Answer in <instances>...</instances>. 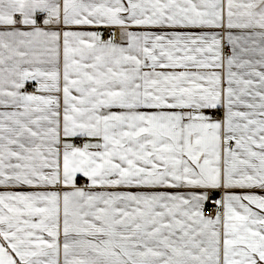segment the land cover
<instances>
[{"label":"snow or ice","instance_id":"snow-or-ice-1","mask_svg":"<svg viewBox=\"0 0 264 264\" xmlns=\"http://www.w3.org/2000/svg\"><path fill=\"white\" fill-rule=\"evenodd\" d=\"M0 264H264V0H0Z\"/></svg>","mask_w":264,"mask_h":264},{"label":"crops","instance_id":"crops-1","mask_svg":"<svg viewBox=\"0 0 264 264\" xmlns=\"http://www.w3.org/2000/svg\"><path fill=\"white\" fill-rule=\"evenodd\" d=\"M234 31L237 32V33H239V32H241L242 30H234ZM29 90H31V88H30Z\"/></svg>","mask_w":264,"mask_h":264},{"label":"built area","instance_id":"built-area-1","mask_svg":"<svg viewBox=\"0 0 264 264\" xmlns=\"http://www.w3.org/2000/svg\"><path fill=\"white\" fill-rule=\"evenodd\" d=\"M206 214H210V212L209 213H206Z\"/></svg>","mask_w":264,"mask_h":264}]
</instances>
